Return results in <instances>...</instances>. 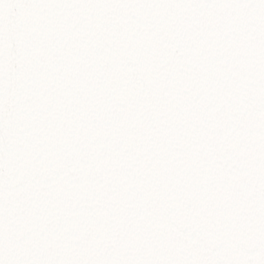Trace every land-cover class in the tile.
<instances>
[{
  "label": "snow or ice",
  "instance_id": "6c2138e0",
  "mask_svg": "<svg viewBox=\"0 0 264 264\" xmlns=\"http://www.w3.org/2000/svg\"><path fill=\"white\" fill-rule=\"evenodd\" d=\"M0 264H264V0H0Z\"/></svg>",
  "mask_w": 264,
  "mask_h": 264
}]
</instances>
